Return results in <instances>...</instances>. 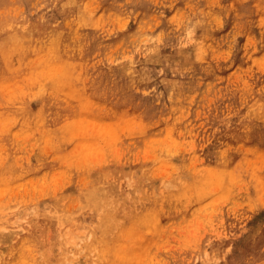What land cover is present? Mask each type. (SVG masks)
I'll use <instances>...</instances> for the list:
<instances>
[{"label": "rangeland", "instance_id": "1", "mask_svg": "<svg viewBox=\"0 0 264 264\" xmlns=\"http://www.w3.org/2000/svg\"><path fill=\"white\" fill-rule=\"evenodd\" d=\"M264 264V0H0V264Z\"/></svg>", "mask_w": 264, "mask_h": 264}, {"label": "bare ground", "instance_id": "2", "mask_svg": "<svg viewBox=\"0 0 264 264\" xmlns=\"http://www.w3.org/2000/svg\"><path fill=\"white\" fill-rule=\"evenodd\" d=\"M18 264H24L22 261H19V263Z\"/></svg>", "mask_w": 264, "mask_h": 264}]
</instances>
